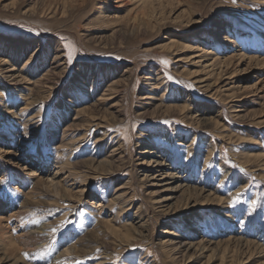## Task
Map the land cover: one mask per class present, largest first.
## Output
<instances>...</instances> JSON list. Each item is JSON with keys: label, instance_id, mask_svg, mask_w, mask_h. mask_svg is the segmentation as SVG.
I'll return each instance as SVG.
<instances>
[{"label": "rangeland", "instance_id": "1", "mask_svg": "<svg viewBox=\"0 0 264 264\" xmlns=\"http://www.w3.org/2000/svg\"><path fill=\"white\" fill-rule=\"evenodd\" d=\"M0 151V264H264V0H0Z\"/></svg>", "mask_w": 264, "mask_h": 264}, {"label": "bare ground", "instance_id": "2", "mask_svg": "<svg viewBox=\"0 0 264 264\" xmlns=\"http://www.w3.org/2000/svg\"><path fill=\"white\" fill-rule=\"evenodd\" d=\"M141 3H143V2H147L148 0H139ZM117 3H119V2H117ZM195 48H197V47H195ZM201 49V48H200ZM192 53V52H191ZM193 57H202V55H200V53L199 54H193L192 55ZM218 62V61H217ZM214 65V64H213ZM53 69V68H52ZM6 70V69H5ZM4 71V70H3ZM10 71V70H9ZM3 73V72H2ZM51 73V72H50ZM12 74V73H11ZM8 75V74H7ZM56 75V74H55ZM14 77V79L13 80H15V76H13ZM49 77V76H48ZM18 78V77H17ZM26 83H28V84H32L33 83V81H31L30 79H26ZM43 81V80H42ZM49 81V80H48ZM44 82H45V79H44ZM52 82V81H51ZM48 85V84H47ZM51 85V84H50ZM53 85V84H52ZM37 86V85H36ZM44 87V86H43ZM50 87V86H49ZM37 88V87H36ZM53 88V87H52ZM49 91H51V89L49 90ZM110 93V92H109ZM109 93H108V95H109ZM28 95V94H27ZM105 97V96H104ZM97 105V104H96ZM96 118V117H95ZM94 120V119H93ZM96 120V119H95ZM93 126V125H92ZM76 141V140H75ZM1 152V151H0ZM115 152V151H114ZM153 153V152H152ZM154 154V153H153ZM40 158H41V154H40ZM208 158V157H207ZM118 159V158H117ZM109 160V159H108ZM111 160V159H110ZM110 160H109V162H110ZM152 163V164H154V166L155 167H158L159 169H157L156 170V172H155V175L154 174H152V177H150V178H157L156 176H165L166 178L167 177H169V178H175L174 176H173V174H171V173H161V171L163 170V167L165 166L163 163H159V162H157V161H155V160H149V163ZM112 164V163H111ZM140 164V163H139ZM142 164V163H141ZM56 168H58L57 170H61V169H64L65 167H64V165L62 164V165H58V166H56ZM74 170V169H73ZM72 171V170H71ZM75 171V170H74ZM160 172V173H159ZM93 173V172H92ZM101 173V172H100ZM226 173L227 172H225V175H224V177H226L227 175H226ZM29 174V173H28ZM102 174V173H101ZM104 174V173H103ZM94 175V174H93ZM38 176V175H37ZM105 176V175H104ZM96 177V176H95ZM92 178H94V177H91V178H88V179H84L85 180V183L84 184H86L87 185V183L92 179ZM49 182V185H50V187L52 188V190H54L55 191V193H59V189H57L58 188V183H56V181H54V179L52 178V177H48L47 175H46V179H45V182ZM91 182V181H90ZM48 184V183H47ZM179 187H182V185L181 186H175V189L174 190H176L177 188H179ZM85 189V188H84ZM82 190V189H81ZM80 190V192H78V193H81L82 191ZM194 191H197L196 189L194 190ZM60 196H61V194H60ZM117 197V196H116ZM115 197V198H116ZM168 199V198H167ZM117 200V199H116ZM166 199H160L157 203H159V204H162V206L164 207L165 205H164V201H165ZM221 200V199H220ZM5 207H6V202L5 201H3L1 198H0V211L1 210H3V209H5ZM124 211L126 212V209H125V207L124 208H122V213H124ZM14 215V214H13ZM0 219H3V217H0ZM123 222V221H122ZM125 229H126V227H125ZM116 230V229H115ZM128 230V229H127ZM114 231V230H113ZM131 233V232H130ZM140 233V232H139ZM129 234V233H128ZM10 235V234H9ZM32 235V234H31ZM237 238V237H236ZM162 243V242H161ZM164 243V242H163ZM167 244V243H166ZM170 245H171V248H172V250L174 249V250H179L178 249V247L176 246V244H175V242L172 244V243H169ZM13 246V245H12ZM163 246H164V244H163ZM169 247V246H168ZM166 248V247H165ZM170 248V247H169ZM171 250V249H170ZM173 250V251H174ZM66 251H68V249L66 250ZM88 251V250H87ZM169 251V250H168ZM69 252V251H68ZM85 252V251H84ZM172 252V251H171ZM68 254V253H67ZM83 254V253H82ZM64 255V254H63ZM173 255H174V253H173ZM57 258V257H56ZM56 258H54L53 259V261H55V259Z\"/></svg>", "mask_w": 264, "mask_h": 264}, {"label": "snow or ice", "instance_id": "3", "mask_svg": "<svg viewBox=\"0 0 264 264\" xmlns=\"http://www.w3.org/2000/svg\"><path fill=\"white\" fill-rule=\"evenodd\" d=\"M53 231H55V229Z\"/></svg>", "mask_w": 264, "mask_h": 264}]
</instances>
